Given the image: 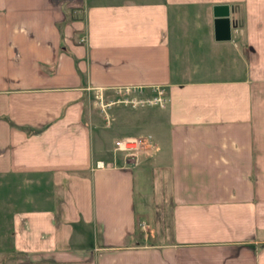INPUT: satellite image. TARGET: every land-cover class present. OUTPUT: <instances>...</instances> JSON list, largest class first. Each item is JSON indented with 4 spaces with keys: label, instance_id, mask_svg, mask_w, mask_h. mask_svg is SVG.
Returning a JSON list of instances; mask_svg holds the SVG:
<instances>
[{
    "label": "crops",
    "instance_id": "1",
    "mask_svg": "<svg viewBox=\"0 0 264 264\" xmlns=\"http://www.w3.org/2000/svg\"><path fill=\"white\" fill-rule=\"evenodd\" d=\"M125 84L164 104L105 128L93 89ZM0 253L264 264V0H0Z\"/></svg>",
    "mask_w": 264,
    "mask_h": 264
},
{
    "label": "built area",
    "instance_id": "2",
    "mask_svg": "<svg viewBox=\"0 0 264 264\" xmlns=\"http://www.w3.org/2000/svg\"><path fill=\"white\" fill-rule=\"evenodd\" d=\"M94 102L99 104L101 111L103 112L105 125L109 126L112 123L115 106L123 104H129L131 107L136 105H148L155 104L157 107H161L164 104V89L161 85H149L141 86V84L134 85H121L112 86L108 88L95 87ZM141 137L139 135L130 136L124 135L121 138H116L114 141V149L122 151V154L134 155L141 143ZM106 165V161L99 155L94 156V163L92 168H99Z\"/></svg>",
    "mask_w": 264,
    "mask_h": 264
},
{
    "label": "water",
    "instance_id": "3",
    "mask_svg": "<svg viewBox=\"0 0 264 264\" xmlns=\"http://www.w3.org/2000/svg\"><path fill=\"white\" fill-rule=\"evenodd\" d=\"M213 23L214 35L218 39L227 38L230 36V5L227 1L213 3Z\"/></svg>",
    "mask_w": 264,
    "mask_h": 264
},
{
    "label": "rangeland",
    "instance_id": "4",
    "mask_svg": "<svg viewBox=\"0 0 264 264\" xmlns=\"http://www.w3.org/2000/svg\"><path fill=\"white\" fill-rule=\"evenodd\" d=\"M94 90V89H93ZM94 93V91H93ZM91 101H94V97L92 94V99ZM95 103V102H94ZM148 105H154V104H148ZM148 105L146 106H142V105H136L135 107H131L129 104H121L119 106H115V111L112 113L113 115V120L112 123H110L109 126L105 125V128H110L114 125L115 121H116V117L119 116L118 114H120V112L122 111V109H129V111H133L135 109H145L148 107ZM95 108L98 110V112L100 113L99 115L102 116L103 112L101 111L99 104L95 103ZM102 118L104 119V116H102ZM104 121V120H103ZM105 124V121H104ZM140 146V145H139ZM137 150V149H136ZM0 264H14L13 262V257H5L2 253H0Z\"/></svg>",
    "mask_w": 264,
    "mask_h": 264
}]
</instances>
